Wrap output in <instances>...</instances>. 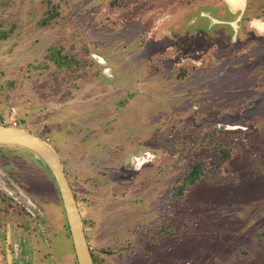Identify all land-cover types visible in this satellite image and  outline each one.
I'll return each mask as SVG.
<instances>
[{
	"label": "rangeland",
	"instance_id": "rangeland-1",
	"mask_svg": "<svg viewBox=\"0 0 264 264\" xmlns=\"http://www.w3.org/2000/svg\"><path fill=\"white\" fill-rule=\"evenodd\" d=\"M202 4L0 0V124L55 150L95 264H264V42L208 39ZM1 176L31 264H77L44 164L0 145Z\"/></svg>",
	"mask_w": 264,
	"mask_h": 264
},
{
	"label": "flooded vegetation",
	"instance_id": "flooded-vegetation-1",
	"mask_svg": "<svg viewBox=\"0 0 264 264\" xmlns=\"http://www.w3.org/2000/svg\"><path fill=\"white\" fill-rule=\"evenodd\" d=\"M205 1L206 6L203 5L204 10H199L197 15L194 16V19L199 18L205 22V27L203 26L205 29H197V31L200 33L202 32L208 39H211L216 34L222 35L223 32L225 33L227 30H231V40H233L234 37L235 39L236 37L239 38L241 33H244L245 36H254L258 41L264 42V34L254 33L250 27L253 21L264 20V0H247L245 8L235 13L225 6L222 0ZM194 5L188 6L182 13H191L192 8H196ZM192 21L193 23L190 27L195 24V20ZM184 26L191 31L189 23ZM178 37L179 36H177V38ZM187 37L189 40H192L191 36L188 35ZM262 45H264V43ZM3 176L6 175L3 174ZM10 184L13 187L16 186V192H11L6 188V186ZM18 196L21 197L22 201H20ZM26 203H30V201L25 199V195L19 190V186L10 178L5 180L1 176L0 264H31L33 261V255L26 252L31 248L29 243L25 244L26 241H29V238L25 236L20 237V230L24 233V230L32 223L35 217L29 207L25 206ZM19 206L23 207L25 211ZM20 243L25 244V246H21ZM91 256L93 259L92 253ZM93 263L95 264L94 259Z\"/></svg>",
	"mask_w": 264,
	"mask_h": 264
},
{
	"label": "water",
	"instance_id": "water-1",
	"mask_svg": "<svg viewBox=\"0 0 264 264\" xmlns=\"http://www.w3.org/2000/svg\"><path fill=\"white\" fill-rule=\"evenodd\" d=\"M0 145H13L29 150L49 170L62 202L77 264H94L73 191L52 146L29 131L4 124H0Z\"/></svg>",
	"mask_w": 264,
	"mask_h": 264
},
{
	"label": "crops",
	"instance_id": "crops-1",
	"mask_svg": "<svg viewBox=\"0 0 264 264\" xmlns=\"http://www.w3.org/2000/svg\"><path fill=\"white\" fill-rule=\"evenodd\" d=\"M247 0H222V3L227 6L233 13L242 10L246 6ZM206 6V1L203 0V4ZM254 33L264 34V20H255L250 24Z\"/></svg>",
	"mask_w": 264,
	"mask_h": 264
},
{
	"label": "trees",
	"instance_id": "trees-1",
	"mask_svg": "<svg viewBox=\"0 0 264 264\" xmlns=\"http://www.w3.org/2000/svg\"><path fill=\"white\" fill-rule=\"evenodd\" d=\"M198 166L195 164L191 167L188 175L186 178L183 180L182 184L183 186L187 185L190 186L192 185L195 181H197L200 177L199 172H198Z\"/></svg>",
	"mask_w": 264,
	"mask_h": 264
},
{
	"label": "bare ground",
	"instance_id": "bare-ground-1",
	"mask_svg": "<svg viewBox=\"0 0 264 264\" xmlns=\"http://www.w3.org/2000/svg\"><path fill=\"white\" fill-rule=\"evenodd\" d=\"M140 155H143V154H140ZM148 156H150V155H148ZM142 157V156H141ZM138 158V157H137ZM149 158V157H148ZM133 159H136V158H133ZM138 160V159H137ZM140 160V159H139ZM138 160V161H139ZM128 163H129V160L127 161ZM137 162V161H136ZM128 166V165H127ZM131 166V165H130ZM131 169H132V167H131ZM139 169V168H138Z\"/></svg>",
	"mask_w": 264,
	"mask_h": 264
},
{
	"label": "built area",
	"instance_id": "built-area-1",
	"mask_svg": "<svg viewBox=\"0 0 264 264\" xmlns=\"http://www.w3.org/2000/svg\"><path fill=\"white\" fill-rule=\"evenodd\" d=\"M15 126V125H14Z\"/></svg>",
	"mask_w": 264,
	"mask_h": 264
}]
</instances>
